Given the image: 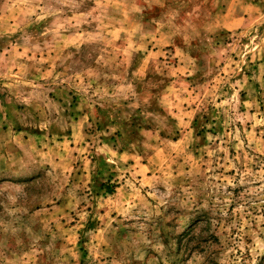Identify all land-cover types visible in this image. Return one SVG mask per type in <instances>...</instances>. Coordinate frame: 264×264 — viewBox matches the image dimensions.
<instances>
[{"label":"rangeland","instance_id":"374dc122","mask_svg":"<svg viewBox=\"0 0 264 264\" xmlns=\"http://www.w3.org/2000/svg\"><path fill=\"white\" fill-rule=\"evenodd\" d=\"M0 264H264V0H0Z\"/></svg>","mask_w":264,"mask_h":264},{"label":"crops","instance_id":"0c3cea01","mask_svg":"<svg viewBox=\"0 0 264 264\" xmlns=\"http://www.w3.org/2000/svg\"><path fill=\"white\" fill-rule=\"evenodd\" d=\"M74 122H75V121H74ZM70 137H72V134H70ZM57 140H58V139H57ZM53 141H54V140H53ZM53 141H52V142H53ZM72 142H74V141H73V140H70V144H71ZM56 143H57V144H58V143H59V144H63V143L60 141V139H59V141H54V144H55V145H57ZM75 145H77V144H75ZM57 146H59V145H57Z\"/></svg>","mask_w":264,"mask_h":264}]
</instances>
